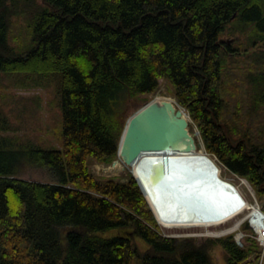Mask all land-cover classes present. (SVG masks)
Listing matches in <instances>:
<instances>
[{
  "label": "trees",
  "instance_id": "trees-1",
  "mask_svg": "<svg viewBox=\"0 0 264 264\" xmlns=\"http://www.w3.org/2000/svg\"><path fill=\"white\" fill-rule=\"evenodd\" d=\"M22 74L57 78L59 147L12 134L11 117L42 109L8 93ZM163 83L207 153L264 203V0H0V264H218V247L226 264L261 263L249 237L165 236L131 173H91L118 159L127 100L148 103ZM26 164L56 182L20 178Z\"/></svg>",
  "mask_w": 264,
  "mask_h": 264
},
{
  "label": "bare ground",
  "instance_id": "bare-ground-1",
  "mask_svg": "<svg viewBox=\"0 0 264 264\" xmlns=\"http://www.w3.org/2000/svg\"><path fill=\"white\" fill-rule=\"evenodd\" d=\"M164 156L169 157L172 164L188 170V173L172 168L171 176L158 189L151 183L150 174L153 164L161 161ZM114 167L125 170L119 161ZM126 168L140 181L146 194L143 191L142 193L165 232L173 228L219 226L250 205L240 187L224 177L222 167L203 146H197L191 153H144L133 165ZM189 181H203L202 185L206 187L201 191L195 190L196 186L191 187ZM222 183L230 185L232 189L223 190L220 187ZM242 183L247 185L249 182L242 180ZM238 233H243L242 228Z\"/></svg>",
  "mask_w": 264,
  "mask_h": 264
},
{
  "label": "rangeland",
  "instance_id": "rangeland-1",
  "mask_svg": "<svg viewBox=\"0 0 264 264\" xmlns=\"http://www.w3.org/2000/svg\"><path fill=\"white\" fill-rule=\"evenodd\" d=\"M227 41L232 42L233 44H237L241 42H245L246 39L243 40L242 38H233V39H227ZM247 43V41L245 42ZM16 76V74H14ZM33 76H38V75H21L19 79H15L14 76H11L10 78L7 79V85L9 86L8 93H13L17 97H25L26 99L29 98H39L40 99V107H42L41 111L37 114L35 112L36 116L31 115L30 117L36 118L34 120H31L30 122H26L25 119H23V122H20L17 119H14L11 117L10 122L13 124L15 127V131L12 132V134H15L16 136H20L24 138L27 141H32V142H39V135L44 136L46 139L47 137H51L54 139V141H50L48 143V146L56 147L60 146V141L56 140L55 136L57 135V130L59 129L60 121H61V110L59 109L58 104V97L59 95L57 94V89L59 88V83L57 78H54V80L51 82L49 87L41 86V85H35L34 82H30L34 84L31 87H26L20 88V86L16 85V83H20L24 80L27 82L34 80ZM18 80V81H17ZM29 82L26 84L31 85ZM150 100L152 101L155 98H170L174 99V96H172L169 93V89L165 83L161 85L160 90L152 96H149ZM51 101H54V109H51L49 106V103ZM149 103V102H148ZM147 103L143 102L141 98H136V99H128L127 104H125V108L128 111V116L129 118L137 112L139 109L144 107ZM128 118V119H129ZM25 120V121H24ZM29 120V118H28ZM27 120V121H28ZM193 124V123H192ZM42 129V130H41ZM199 132L196 126L193 124V130L192 134H195ZM198 141L201 142L200 134L197 135ZM48 140V139H47ZM59 141V142H58ZM44 146V145H43ZM214 157V156H212ZM214 159L218 162V160L214 157ZM116 161H119L124 167L125 170H119L114 167L113 164L107 165L104 163H96L92 162L90 164V169L91 173L94 174L95 176L99 178H120L121 181L126 182L128 173H133L129 168H126V166L121 162V160L117 159ZM219 163V162H218ZM219 165L223 169V175L225 178H228L232 182H234L237 186L240 187L242 193L244 194V197L249 201V203H254L255 198H254V190L252 189L251 185L247 183V185H244L242 183V179L239 176L227 172L226 168L223 167L220 163ZM19 177L27 180H34V181H42V182H47V183H54L56 182L55 177L47 170L44 168H39L33 165H28L24 166L21 171L19 172ZM264 203H261V205ZM155 216V215H154ZM156 218V217H155ZM157 220V219H156ZM223 226L219 227H211V228H173L170 229L169 232L163 231L167 237H172L174 236L175 238H196L199 242H203L207 238V234L211 232H219L221 231ZM244 232V230L242 229ZM251 238V237H249ZM253 239V238H252ZM141 249H144L143 245H140ZM214 259L217 261L218 264H226V260L224 258V254L221 250L220 247L217 248V250L214 251ZM253 258V257H252ZM251 258V259H252ZM254 259H252L253 261ZM261 264V263H260Z\"/></svg>",
  "mask_w": 264,
  "mask_h": 264
},
{
  "label": "water",
  "instance_id": "water-1",
  "mask_svg": "<svg viewBox=\"0 0 264 264\" xmlns=\"http://www.w3.org/2000/svg\"><path fill=\"white\" fill-rule=\"evenodd\" d=\"M191 123L190 115L176 100L155 98L127 120L120 141L118 159L126 167H130L144 153H191L197 149V146L205 148L203 141L199 142L197 138L200 132L191 133ZM116 163L117 161L113 165H116ZM172 168L188 173V170L172 164L170 158L164 156L161 161L154 163L152 166L151 183L159 189V185L171 176ZM135 178L144 192L140 181L137 177ZM189 182L190 186H196L195 190L198 191L206 187L202 185L203 181ZM220 187L223 190L232 189L230 185L224 183Z\"/></svg>",
  "mask_w": 264,
  "mask_h": 264
},
{
  "label": "built area",
  "instance_id": "built-area-1",
  "mask_svg": "<svg viewBox=\"0 0 264 264\" xmlns=\"http://www.w3.org/2000/svg\"><path fill=\"white\" fill-rule=\"evenodd\" d=\"M254 203L249 206L244 207L241 212H248L246 217L242 219V221H248V227L253 232L250 233H238L239 229L241 230L242 226L238 222H234L229 225L226 229L219 232L214 236H225L229 234H234L236 243L243 247L245 243V239L251 237L258 242V245L261 249V264H264V211L263 205L256 199L254 196Z\"/></svg>",
  "mask_w": 264,
  "mask_h": 264
}]
</instances>
